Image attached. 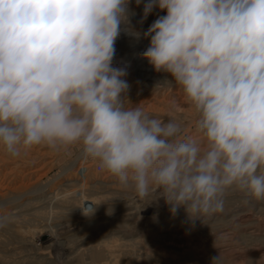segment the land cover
Wrapping results in <instances>:
<instances>
[{
	"label": "clouds",
	"instance_id": "clouds-1",
	"mask_svg": "<svg viewBox=\"0 0 264 264\" xmlns=\"http://www.w3.org/2000/svg\"><path fill=\"white\" fill-rule=\"evenodd\" d=\"M0 0V148L80 145L139 196L202 220L237 188L264 200V0ZM139 6L141 0H135ZM125 32L168 74L196 114V136L173 118L127 107L126 66H113ZM220 256L211 264H218Z\"/></svg>",
	"mask_w": 264,
	"mask_h": 264
},
{
	"label": "rangeland",
	"instance_id": "rangeland-1",
	"mask_svg": "<svg viewBox=\"0 0 264 264\" xmlns=\"http://www.w3.org/2000/svg\"><path fill=\"white\" fill-rule=\"evenodd\" d=\"M146 2L130 5L141 33L165 14L154 10L140 23ZM148 45L125 32L116 40L113 66L127 67L131 86L126 106L173 118L195 137L196 114L179 86L147 70ZM96 163L80 145L34 146L19 157L0 148V264H211L218 256V264H264V200L231 188L222 211L192 221Z\"/></svg>",
	"mask_w": 264,
	"mask_h": 264
},
{
	"label": "built area",
	"instance_id": "built-area-1",
	"mask_svg": "<svg viewBox=\"0 0 264 264\" xmlns=\"http://www.w3.org/2000/svg\"><path fill=\"white\" fill-rule=\"evenodd\" d=\"M96 165H97V166H96V167H97V170H98L99 172H102V171L104 170V169H102V168L99 166V163H98V162L96 163Z\"/></svg>",
	"mask_w": 264,
	"mask_h": 264
},
{
	"label": "bare ground",
	"instance_id": "bare-ground-1",
	"mask_svg": "<svg viewBox=\"0 0 264 264\" xmlns=\"http://www.w3.org/2000/svg\"><path fill=\"white\" fill-rule=\"evenodd\" d=\"M147 62H148V60H146ZM142 67V66H141ZM148 69H151V71H153L154 70V68L151 66V65H147V70ZM155 71V70H154ZM149 72V71H148ZM150 73V72H149Z\"/></svg>",
	"mask_w": 264,
	"mask_h": 264
}]
</instances>
